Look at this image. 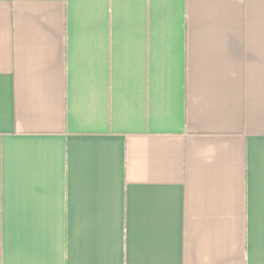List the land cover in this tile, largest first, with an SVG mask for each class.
<instances>
[{
    "label": "crops",
    "instance_id": "0c3cea01",
    "mask_svg": "<svg viewBox=\"0 0 264 264\" xmlns=\"http://www.w3.org/2000/svg\"><path fill=\"white\" fill-rule=\"evenodd\" d=\"M0 264H264V0H0Z\"/></svg>",
    "mask_w": 264,
    "mask_h": 264
}]
</instances>
